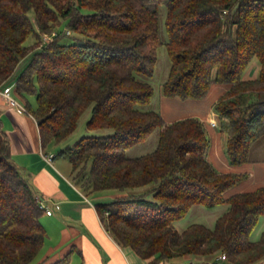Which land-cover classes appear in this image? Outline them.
Wrapping results in <instances>:
<instances>
[{"label": "trees", "instance_id": "trees-1", "mask_svg": "<svg viewBox=\"0 0 264 264\" xmlns=\"http://www.w3.org/2000/svg\"><path fill=\"white\" fill-rule=\"evenodd\" d=\"M160 6L166 40L159 33ZM66 30L83 42H62ZM53 31L42 43V34ZM160 46L169 59L162 96L198 100L212 85L224 86L213 111L226 135L225 154L232 167L249 163L251 146L264 139V0H0V87L30 55L12 79L20 98L35 95V107H23L36 121L41 148L71 135L91 108L86 129L113 132L81 137L58 151L70 162L71 180L90 192L145 188L95 204L115 243L145 264L221 254L224 264H264V231L249 240L264 215V186L226 194L247 173L212 167L200 120L166 123L158 111L138 108L153 97L147 80ZM253 58L257 76L244 80ZM156 129L152 151L126 155ZM37 197L12 162L0 127V264H29L43 246ZM220 204L227 208L213 228L193 223L179 232L172 225L193 205ZM71 252L48 264H69Z\"/></svg>", "mask_w": 264, "mask_h": 264}, {"label": "crops", "instance_id": "crops-1", "mask_svg": "<svg viewBox=\"0 0 264 264\" xmlns=\"http://www.w3.org/2000/svg\"><path fill=\"white\" fill-rule=\"evenodd\" d=\"M18 66L17 69H19ZM20 70V69H19ZM17 70V72L19 71ZM16 71V70H15ZM14 71V72H15ZM244 80L254 79L258 66L254 64L244 70ZM15 72V73H17ZM15 74L13 73V76ZM0 87V127L6 135L12 162L21 170L31 185L36 196L45 199L46 209L40 222L45 229V240L34 264H48L59 259L72 249L69 264H145L148 260L138 257L129 247H121L104 230L95 204L102 201L103 194L91 193L81 189L70 177L69 169L60 171L55 167L62 165L60 160H54L52 152L41 148L38 129L34 118L24 109L23 99L15 92L10 83ZM162 84V83H161ZM10 86L9 97L16 102L11 104L3 95L2 89ZM225 90L224 86L212 85L207 95L198 100H181L166 98L159 89L158 102L153 110L160 113L166 123L194 117L204 124L208 139L207 160L217 172L247 173V177L226 192H246L264 186V139L251 146V161L240 167L229 165L225 154L226 135L220 131L219 122L213 111V104ZM262 141V142H261ZM53 155L50 162L43 156ZM262 172V173H261ZM117 197V194H109ZM226 210V209H225ZM261 217V216H260ZM180 232V231H179ZM182 258V257H181ZM195 259L196 264H224L219 255L214 259H203L192 255L183 256Z\"/></svg>", "mask_w": 264, "mask_h": 264}, {"label": "rangeland", "instance_id": "rangeland-1", "mask_svg": "<svg viewBox=\"0 0 264 264\" xmlns=\"http://www.w3.org/2000/svg\"><path fill=\"white\" fill-rule=\"evenodd\" d=\"M158 13H159L160 37L162 40H166V33H165V29H164L165 9L162 6L158 7ZM29 16H30V18L33 17L32 11L29 13ZM83 40L84 39L81 35H79L77 33H73V32H70L69 35H64L62 37V42H65V43H75V42L81 43V42H83ZM32 42H33V38L29 37L24 42V44L26 46H28V45H31ZM29 58H30V55H27V56H25V58L21 59L19 64L15 68V70H16L15 72H17V70L21 69L24 66V64H26V62L28 61ZM254 64H256V66H258V61L256 58H253L250 61L249 65L246 67V69L249 67H253ZM18 66H20L19 69H17ZM168 68H169V59L167 56L166 49L164 46H160L157 49V60H156L155 66H154L153 76L147 80L148 83H150V85L153 88V97L151 99V102L148 105L139 106L138 108L145 110L148 108H154L155 107V105L158 102L159 89H160L161 83L163 81H165V79H166V76L168 73ZM15 72H14V74H16ZM13 77L14 76L12 75V78ZM139 78L143 79L142 76H140V75H139ZM11 80H12L10 82V83H12L11 88H12V92L14 94V92H15V90H14L15 85L13 83L14 80L13 79H11ZM24 96L25 97L23 98V100H24L23 103L27 102L32 108H34L35 107V95L34 94H26ZM90 115H91V108H88L80 116V118L77 122V127L71 135H69L67 138H65L61 142L50 141L49 143L46 144V146L44 148L45 151L52 152L55 156V159H54L55 161L60 160V162H63L61 166L54 163L55 167H57L60 171H64L65 168L69 169V171H70L71 165H70V162H69L66 155H61V156L57 155L59 150L64 149L66 147H71L81 137H85V136H107V135L112 134L113 131L111 129H107V128L98 129V130L86 129L85 123L89 119ZM157 138H158V129L154 130L147 137V139L144 142L138 143V144L132 146L131 148L127 149L126 155L128 157H137V156H140V155H143L145 153L152 151L156 146ZM261 140H263V139H261ZM262 150L264 151V148L262 149V147H261V153H262ZM262 172L264 174V171H262ZM262 183H264V182H262ZM144 189H141V188H139V189H127L124 191L108 190V191H99V192H91V193H98V194L106 195V196H103L101 198V200L107 202V201L113 200L115 198L114 196L111 197L109 194L130 195V194L140 193ZM226 208H227L226 204H220V205H217V206L212 207V208H207V207H204L202 205H193L190 207L188 212L182 218L174 221L172 223V225L177 231H182L188 225L193 224V223L201 224V225H204L208 228H213L214 224H215V220L217 219L218 216H220L225 211ZM263 231H264V215L259 217L257 224L255 225L254 229L252 230L251 234L249 235V240L257 241L260 238V235ZM34 262H35V259L33 261H31L29 264H34ZM171 263L172 264H175V263H177V264H196L195 259H191V258L186 259L183 257L174 259V260H172Z\"/></svg>", "mask_w": 264, "mask_h": 264}, {"label": "built area", "instance_id": "built-area-1", "mask_svg": "<svg viewBox=\"0 0 264 264\" xmlns=\"http://www.w3.org/2000/svg\"><path fill=\"white\" fill-rule=\"evenodd\" d=\"M56 33H57L56 31H53V32H51L50 34H42V43H46V42L52 40V38L56 35ZM65 33H66L67 35L70 34V32H69L68 30H66ZM9 90H10V86L4 87V88L2 89V93H3V95L9 100V102H10L11 104H15L16 102L14 101V99L11 98V97H9ZM52 157H53V155H51V154H50V155L48 154V155H44V156H43V158H44L47 162H50V160H51ZM37 201L39 202L40 206L45 210V213L49 215V214L51 213V209H50V208H47V209H46V206H45V204H44L45 199L39 196V197H37ZM219 259H220V260H225L226 257H225L224 254H221V255L219 256Z\"/></svg>", "mask_w": 264, "mask_h": 264}]
</instances>
